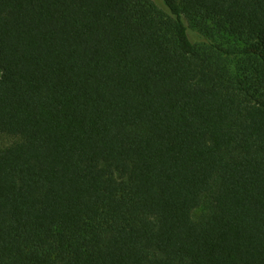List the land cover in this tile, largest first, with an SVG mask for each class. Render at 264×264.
Listing matches in <instances>:
<instances>
[{
	"label": "trees",
	"instance_id": "obj_1",
	"mask_svg": "<svg viewBox=\"0 0 264 264\" xmlns=\"http://www.w3.org/2000/svg\"><path fill=\"white\" fill-rule=\"evenodd\" d=\"M160 1L0 0V264H264V0Z\"/></svg>",
	"mask_w": 264,
	"mask_h": 264
},
{
	"label": "rangeland",
	"instance_id": "obj_2",
	"mask_svg": "<svg viewBox=\"0 0 264 264\" xmlns=\"http://www.w3.org/2000/svg\"><path fill=\"white\" fill-rule=\"evenodd\" d=\"M156 1L162 4L160 0H156ZM17 140L18 138L15 136L5 134V133H0V147H6V146L8 147L9 145L13 144ZM207 206H208V202L206 199L203 206H201L194 212V217L196 219H199L207 211Z\"/></svg>",
	"mask_w": 264,
	"mask_h": 264
}]
</instances>
